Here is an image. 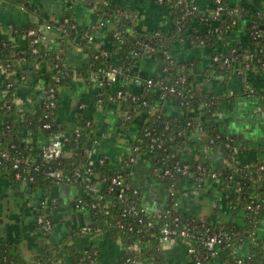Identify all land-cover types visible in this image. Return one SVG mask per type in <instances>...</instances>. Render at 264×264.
I'll return each mask as SVG.
<instances>
[{"label": "trees", "instance_id": "obj_1", "mask_svg": "<svg viewBox=\"0 0 264 264\" xmlns=\"http://www.w3.org/2000/svg\"><path fill=\"white\" fill-rule=\"evenodd\" d=\"M65 1L73 4L79 1L92 8L96 22L87 26L80 24L74 18L71 5L56 24L40 18L24 25L9 24L5 30L0 28V72L4 73L6 89L0 96V108L6 114L0 127V171L7 178L30 183L34 189L52 188L60 183L79 186L82 194L76 198L74 207L89 211L91 221L69 226L67 234L52 243L56 221L53 211L45 206L38 215L50 217L53 226L47 229L36 219V233L42 245L40 253L29 261L19 244L0 239V264H55L66 256L68 264H102L97 245L86 248L80 245L84 237L100 232H106L122 244L121 256L114 264H128V259L137 264H159L165 261L161 241V229L165 225L188 229L189 235L180 236L179 240H189L196 248L190 264H198L195 255L199 264H211L218 257L223 264H238V258H242L240 264H264V236L258 235L264 218L263 173L240 159L250 139L241 132L228 130L218 115L224 111V105L233 107L237 94L228 83L233 75L264 70V9L257 7L253 0H222L221 14L213 15L216 0H212L211 11L195 0L200 7L194 12L185 7L186 0H167L161 4L168 5L172 26L168 30L158 27L142 31L137 26L136 13L113 0ZM243 18L246 19V43L233 41L226 50H215L210 56L209 72L226 79L224 91L218 93L198 87L199 76L204 72L203 62L200 57L179 59L175 53L177 43L212 49ZM45 24L55 26L60 33L59 44L52 48L44 42ZM109 26L112 33L108 42L98 46L95 39L98 31ZM30 30L34 33L30 34ZM89 35L94 38L90 40ZM21 40L25 41L24 46L20 45ZM69 42L82 46L89 56L86 62L80 65L68 62L66 45ZM148 53L161 63L160 73L150 76L153 85L128 87V79L140 75L142 58ZM226 57L229 61H225ZM31 62H37L44 75V95L42 100L32 102L24 114L15 116L16 78L28 79L27 65ZM114 66L122 69L118 82L104 76ZM78 79L99 86L95 97L85 100L96 112L112 103L119 105L118 125L123 127V132L139 123L136 139L119 160H113L106 153L93 159L100 135L96 116L78 111L74 123L58 119L62 90ZM118 90L123 91L121 96ZM244 93L258 95L264 108V89L248 86ZM28 97H32L31 91ZM53 99L55 105L51 104ZM166 100L178 105L181 115L167 113ZM47 122H50L48 127ZM40 134L47 138L61 135L64 153L55 160H46L42 153L45 143L36 142ZM28 137L34 139L28 140ZM262 147L255 146L257 150ZM215 150L225 153L227 166L217 168L212 164L210 152ZM3 151L9 156H3ZM139 155L149 159L150 172L169 189L168 204L159 214L144 207L143 190L133 177L136 161L131 158ZM35 165L40 168L36 169ZM53 168L71 175L72 179L60 181L51 176L49 170ZM17 172L21 173L20 178ZM118 174L122 175L120 182L113 184ZM186 177L197 188L206 181H216L229 217L211 219L186 212L181 206L174 207L181 192L179 182ZM91 185L97 190H90ZM218 230L226 231L229 237L216 255H208L203 241ZM242 246L248 253H241Z\"/></svg>", "mask_w": 264, "mask_h": 264}, {"label": "crops", "instance_id": "obj_2", "mask_svg": "<svg viewBox=\"0 0 264 264\" xmlns=\"http://www.w3.org/2000/svg\"><path fill=\"white\" fill-rule=\"evenodd\" d=\"M122 5L128 6L138 17L137 26L142 31H152L155 28L168 30L172 26V19L168 5L161 4L156 0H113ZM200 5L206 10H212V0H198ZM236 2L239 0H231ZM257 7L264 9V0H253ZM73 5L74 18L82 25L87 26L96 22L97 17L93 9L83 3L76 1L67 2L65 0H0V28L6 29L9 24L24 25L40 18L56 24L63 12ZM246 19L243 18L238 27L229 31L217 44L209 50L201 47H191L186 42H178L175 53L179 59L200 57L203 62L204 72L199 76L197 86L204 89L214 90L222 93L226 87V79L222 76L209 72L210 56L215 50H226L233 41L241 44L246 43L244 34ZM112 27L103 28L98 31L95 39L98 46L104 45L112 33ZM60 33L56 27L45 29L44 42L47 47L52 48L59 44ZM20 45L24 46L25 41L21 40ZM68 62L71 65H80L88 60L87 52L82 46L69 42L66 45ZM28 79L16 78L15 102L17 110L15 116H20L23 111L30 108L34 101H40L44 95V75L40 73V66L37 62L27 65ZM140 75L150 77L161 71V63L150 54L142 58L140 64ZM5 77L3 71L0 72V96L5 92ZM128 87H136L131 78L128 79ZM232 92L238 97L234 98L231 109L224 105V111L219 114L220 121L230 131L241 132L250 139L248 146L240 153L243 163L254 165V163L264 157V109L263 102L258 95L244 91L249 86L264 89V70L252 71L249 74H235L229 79ZM97 84L88 85L81 79L73 81L69 86L63 88L61 94V106L58 119L61 121L73 122L76 112H85L87 115L96 116L100 135L95 145L92 157L94 160L102 153L109 154L113 160H119L127 152L136 139L139 132V123H134L124 131L118 125L120 110L119 105L110 104L108 107L97 112L86 104L85 100L93 99L98 92ZM32 92V97H28V92ZM167 113L173 116L181 115V108L172 100L165 101ZM6 118V114L0 108V127ZM34 139L28 137V140ZM48 138L44 134L38 135L36 142L38 145L46 143ZM263 145L261 150L255 146ZM211 162L217 168L228 165V159L221 150L210 152ZM133 177L136 183L143 190V205L153 214L164 211L170 192L164 186L162 180H157L150 172V161L145 155L139 156L132 167ZM180 194L178 199L180 206L186 212L201 214L207 218H224L218 212L224 210V202L218 191L216 181H206L202 187L197 188L188 177L180 182ZM205 193L213 196L211 203L212 211L203 210ZM82 194V189L74 184L60 183L52 188L34 189L31 184L24 181H15L5 177L0 171V239H6L19 244L24 257L31 261L40 253L42 245L36 233V216L45 206L47 210H52L56 221L52 230L51 242L57 243L67 234L68 227L74 225H84L91 221L90 212L78 210L74 207L76 198ZM216 200V202H215ZM45 204V205H44ZM53 207V208H52ZM203 210V211H202ZM227 210V209H226ZM228 211V210H227ZM229 215V213H228ZM258 235L264 236V218L258 229ZM95 244L100 249V261L102 264L116 263L122 252V244L119 240L111 239L106 232H100L92 237H84L80 241L82 247ZM166 264H190L191 255L188 252L186 242L175 239L163 244ZM241 253H247L245 246L240 248ZM69 258L66 256L63 261L55 264H68ZM211 264H223L221 258H214Z\"/></svg>", "mask_w": 264, "mask_h": 264}, {"label": "built area", "instance_id": "obj_3", "mask_svg": "<svg viewBox=\"0 0 264 264\" xmlns=\"http://www.w3.org/2000/svg\"><path fill=\"white\" fill-rule=\"evenodd\" d=\"M156 1L159 3H163L164 1H167V0H156ZM216 2H217V6L216 7L214 6L212 12H213V15H220L222 8H223L222 7V0H216ZM185 7L189 11L194 12L195 10H197L200 7V5L195 0H191V2H190V0H186L185 1ZM72 25H75V24L73 23ZM52 27H54V26H52L51 24H45L43 29L45 31L46 28L49 29ZM32 33H34V30H30V34H32ZM89 38H90V40H92L94 38V36L89 35ZM216 58H217V56H216ZM225 61H229V58L226 57ZM121 72H122L121 68L114 66L111 69L105 71L104 76H106L107 78H109L113 82H118L121 78ZM131 81H132V83H134L137 86H142L145 84H148V86H152L154 83V81L151 77H144L142 75L132 76ZM171 90L172 91L175 90V87L172 86ZM122 93H123L122 90H118V96H121ZM51 104L55 105L56 101L54 99L51 100ZM45 126L46 127L50 126V122H47L45 124ZM42 153H43V156L46 160H55V159L59 158L64 153V142L61 138V135H58V134L57 135H50L48 137L47 142L44 144V146L42 148ZM2 155L3 156H9V153L6 151H3ZM138 158L139 157H132L131 160L133 162H135V161H137ZM17 161H20V158H18ZM248 165H251V163H249ZM254 165L260 173H263V178H264V159H262V160L258 159L254 163ZM16 166H17V164H16ZM39 166L40 165H35V168L39 169L40 168ZM26 170L29 171V169H25V171ZM166 173H168V171H166ZM49 174L53 177H56L60 181L69 182L72 179L71 175L65 174L63 171H61L58 168L50 169ZM188 174L191 175V172H188ZM78 175H80V171L78 172ZM16 176L18 178H20L22 175L20 172H17ZM121 176H122L121 174H118L117 176H115L113 178V181H112L113 184H118L120 182L119 178ZM30 178H32V177H30ZM111 188L113 189V185L111 186ZM90 190L95 191V190H97V187L95 185H91ZM178 206H180L179 199H177L174 202V207H178ZM36 219L38 222L44 223L45 228L52 229L53 222H52V219L50 217H46L44 215L39 214ZM176 219H179V217L177 216ZM161 232H162L161 241L163 244L166 242L175 240V239L179 240L180 236L189 235L188 229L179 230L178 228L172 227L169 225L163 226V228L161 229ZM228 237H229L228 233L226 231H223V230L214 231L213 233L209 234L207 236V238L203 241V245L207 249V254L208 255L209 254L210 255H216L219 252L221 245L224 243V241L227 240ZM184 242H186V244L188 245V252L190 255H192L193 253H196L195 252V250H196L195 246L189 240H184ZM263 246H264V242H263ZM240 248H239V250H240ZM247 253H248V251H247ZM197 256L198 255H195V258L197 260V263L199 264L200 261H199ZM241 262H242V258H238L237 263L240 264ZM128 264H137V263L128 259ZM159 264H166V261L160 262Z\"/></svg>", "mask_w": 264, "mask_h": 264}, {"label": "rangeland", "instance_id": "obj_4", "mask_svg": "<svg viewBox=\"0 0 264 264\" xmlns=\"http://www.w3.org/2000/svg\"><path fill=\"white\" fill-rule=\"evenodd\" d=\"M236 97H238L237 95L235 96V99H236ZM212 198H213V196H211L210 194H208V193H205V196H204V202L203 203H201L202 205H198L199 207H203V210H208V211H212L213 209H212V206H213V204L211 203V200H212ZM215 202H216V200H215ZM224 207V210H221V206H215V208L217 209V208H220L219 210H218V212H219V214L221 215V216H223L224 218H228L229 217V215H228V211L226 210L227 208H226V205H224L223 206ZM202 210V211H203Z\"/></svg>", "mask_w": 264, "mask_h": 264}]
</instances>
